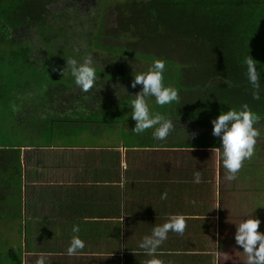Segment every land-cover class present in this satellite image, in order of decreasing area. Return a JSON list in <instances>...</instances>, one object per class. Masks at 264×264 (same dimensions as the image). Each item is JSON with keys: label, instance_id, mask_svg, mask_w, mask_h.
<instances>
[{"label": "trees", "instance_id": "obj_1", "mask_svg": "<svg viewBox=\"0 0 264 264\" xmlns=\"http://www.w3.org/2000/svg\"><path fill=\"white\" fill-rule=\"evenodd\" d=\"M55 1L0 0V220L20 234L24 254L33 253L28 264L40 255L46 264H146L150 257L138 250L139 241L163 217L181 214V202L189 205L192 192L198 212L185 215L183 234L169 232L167 242L190 264L196 256L201 264L200 257H208L200 254L205 247H198L200 256L187 253V233L209 227L213 158L209 150L178 147L217 143L207 129L194 138L181 136V123L210 127L220 111L245 103L264 121V0H106L114 25L100 16L91 33L67 25ZM83 52L109 67H96L98 79L87 93L61 71L65 59H81ZM248 55L261 74L259 100L252 98L246 77ZM153 58L165 60L163 84L174 83L179 94L178 101L163 106L149 98L153 112L174 120L165 142L154 141L150 129L132 131L127 103L141 88L131 86L133 75ZM125 126L142 143L58 153L64 162L31 149L38 143L75 146L69 139L84 129L92 135L110 129L115 136L118 128L124 137ZM197 170L201 182L193 183ZM74 223L85 247L68 256ZM165 257L159 255L163 264Z\"/></svg>", "mask_w": 264, "mask_h": 264}, {"label": "clouds", "instance_id": "obj_2", "mask_svg": "<svg viewBox=\"0 0 264 264\" xmlns=\"http://www.w3.org/2000/svg\"><path fill=\"white\" fill-rule=\"evenodd\" d=\"M246 66V77L252 87V98L260 99V79L254 60L248 55L244 58ZM63 75H69L72 82L87 93L97 81V68L92 54L81 59L69 57L66 59V67L61 70ZM165 71V60L153 58L148 68L133 75L131 86L141 85L134 98L128 103L130 116L135 121L132 131L142 134L145 130H151L154 141H164L174 130V120L164 114L153 112L150 107L149 98L154 99L156 105H169L178 101V90L173 86L163 84V73ZM124 90V89H123ZM125 91V90H124ZM260 119L259 115L252 111L248 104H242L239 108H228L220 111L211 120L212 135L219 137V147H213L211 152L224 169L227 170L226 179L233 180L242 166V162L251 158L254 154V146L259 131L254 124ZM193 183H200L199 170L193 173ZM167 193H161V199H165ZM187 217L183 214H171L165 222L154 226L149 235H145L138 243L140 252L150 257L146 264H163L159 258L160 246L167 239L168 233L183 234ZM260 220L249 217L242 219L236 224L234 233L235 244L242 248L246 254V264H264V232L258 231ZM70 242L65 249L68 256L80 254L85 247V241L80 238L78 224H72ZM217 259H218V252ZM35 264H46L43 255L35 260Z\"/></svg>", "mask_w": 264, "mask_h": 264}, {"label": "rangeland", "instance_id": "obj_3", "mask_svg": "<svg viewBox=\"0 0 264 264\" xmlns=\"http://www.w3.org/2000/svg\"><path fill=\"white\" fill-rule=\"evenodd\" d=\"M68 1L69 0H61L56 6L57 9L61 11L60 18L63 19L67 25L73 24L76 30H81L83 32L89 30L88 25L92 15L91 8L88 9L90 0H86L83 4L73 0V8L68 5ZM112 17L111 7L108 6L105 19L109 25H114L112 24ZM135 57L138 56L134 55L130 59ZM146 63L147 62L139 64L144 68L145 66H143V64ZM103 68H105V66ZM105 69L108 70L109 67ZM176 69V67L173 68L171 72H175ZM165 81L166 84L170 82L167 78ZM170 85L173 86L174 83ZM2 107L3 104L1 103L0 111L3 109ZM4 113L7 116L9 115L7 112ZM9 117L12 118L10 115ZM187 124H189V122H182V128H180V130L188 132V129L184 126ZM254 127L259 131L254 146V154L251 158L242 162V166L236 174L235 179L230 181L225 178L227 170L220 166L215 158V153L211 152L214 166L213 204H215V208L213 216L216 222L218 220L214 238L211 240L210 253L213 260L212 264H246V254L242 252V248L236 245L234 241L236 224L242 219H247L249 217L258 218L260 220L258 231L264 232V121L259 120L254 124ZM117 129V135L113 132L115 136L110 135V129L97 132L96 135L88 134L84 129L77 136H72L73 138L69 140H71L72 145L77 147L86 146L87 144H89L87 146L96 147L113 144L118 141H121V143L123 141H130L131 143L141 142L139 136H135L132 133L128 135V131L125 130L126 126L123 129V133L125 132L124 137L120 135L119 129ZM19 132H21V130ZM15 134L17 133H12V135ZM10 137L7 139L10 140ZM119 151L122 155L121 149H119ZM122 164L124 165L123 162ZM9 223L10 222L6 219L0 220V264H28V259L30 258H28V253H33L26 251L28 253L24 254L25 242L20 238L18 232L12 231V226H6ZM217 242H219L218 245ZM215 251L219 253L218 261Z\"/></svg>", "mask_w": 264, "mask_h": 264}, {"label": "crops", "instance_id": "obj_4", "mask_svg": "<svg viewBox=\"0 0 264 264\" xmlns=\"http://www.w3.org/2000/svg\"><path fill=\"white\" fill-rule=\"evenodd\" d=\"M189 124L187 125H184L186 127V129H188V132H184V131H181L180 135L181 136H190V138H194V137H197V136H200V135H204L205 134V131L207 132V130H209L211 136L212 135V125H211V122L209 123L211 126L208 127V126H205L207 128H202V127H199L198 123H195L193 121H188ZM182 126V125H181ZM194 129H195V132H194ZM207 129V130H206ZM214 137V136H213ZM215 138V137H214ZM216 140V145L217 147H219V144H220V140L218 137L215 138ZM192 143H189L187 146H182V147H178L180 149H186V150H192V149H205V150H209L211 151V149L213 147H198V146H191ZM90 147L92 146H80V147H77V146H55V145H51V146H48V145H40L39 143L38 144H35L31 147V149H34L35 151H44L45 153H47L46 155V160L48 159L49 161H52V162H56V161H61V162H64L63 161V158L61 156L58 157V153H64V151H68L71 152V151H77L79 150L80 148L82 149H90ZM95 147V146H94ZM145 147V146H143ZM29 146L27 147H23V150L25 149H28ZM122 153L124 154V151H125V147H120ZM23 154L24 152L21 153V156H22V171H23V180H22V184H24V172H25V163L23 161ZM57 155V156H56ZM72 162V161H70ZM37 165V164H35ZM38 168V167H37ZM32 169H36L35 166L32 168ZM51 179V177H48ZM214 180V178H213ZM214 182V181H213ZM213 191H214V185H213ZM212 196L214 197V192H212ZM197 198V196L193 195V193L191 192L190 195H189V205H187V202H181V208L179 209V212L181 214H184V215H191L192 217H194V210H196V213L198 212V203L196 206H194V200ZM159 209L161 208V204L159 205L158 207ZM214 208H215V204H213V207H212V213L210 215V222H209V227L207 229L205 228H194L192 227V229L190 230V233H187V235H189V241H188V248L189 250L187 251V253H196L198 256H200V254L205 255L207 254L208 257H200L202 259L201 261V264H212L213 263V260H212V255L210 253L211 251V240L214 238V232L216 230V226H217V223H218V220L217 222L214 220V216H213V211H214ZM22 210H23V213H22V216H24V207H23V204H22ZM174 210H177L176 208H174ZM159 212L161 213L162 210L160 209ZM160 213H156V215L158 217H160L162 219V216ZM197 215V214H196ZM24 218V217H23ZM167 218L166 217H163V221L165 222ZM192 221H194V219H191ZM216 222V223H215ZM201 229V230H200ZM176 238V237H175ZM219 244V242H217V245ZM199 246H203L205 248L204 252L203 253H199V249L198 247ZM160 249H161V254H165V258H164V263L165 264H190L187 260H185L183 258V253L184 252H181V251H178L176 250L175 248L171 247L169 248L168 246V242H167V239L165 240V244L163 247L160 246ZM191 249V250H190ZM191 264H200L199 262V257L196 256V258L194 257H191ZM206 260V262H205ZM218 261V259H217Z\"/></svg>", "mask_w": 264, "mask_h": 264}, {"label": "flooded vegetation", "instance_id": "obj_5", "mask_svg": "<svg viewBox=\"0 0 264 264\" xmlns=\"http://www.w3.org/2000/svg\"><path fill=\"white\" fill-rule=\"evenodd\" d=\"M77 2H79V3H81V4H83L86 0H76ZM59 2H61V0H56L54 3H53V7L54 8H57L56 6L58 5V3ZM105 2H106V0H90V5H89V7H88V9L89 8H91V10H92V15H91V18H90V22H89V25H88V28H89V30H87V32H89V33H91L92 31H96L94 28H93V23H98V21H99V19H98V17H102V18H105V13H106V10H107V7H108V5H104L105 4ZM68 5L71 7V8H73L74 7V3H73V0H69L68 1ZM104 7V8H103ZM57 10H59V9H57ZM103 11V12H102ZM90 54H92V53H90ZM86 55H89V53H85V52H83L82 54H81V58H83V56H86ZM92 56H94L93 54H92ZM66 60V59H65ZM95 63V65H96V67L97 66H99V67H104L103 65L101 66V64L100 65H98V63H96V62H94Z\"/></svg>", "mask_w": 264, "mask_h": 264}]
</instances>
